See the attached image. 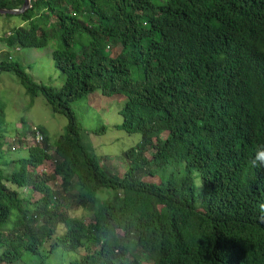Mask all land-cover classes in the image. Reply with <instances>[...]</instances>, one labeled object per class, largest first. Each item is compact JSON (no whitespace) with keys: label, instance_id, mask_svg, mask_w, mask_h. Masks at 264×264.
Instances as JSON below:
<instances>
[{"label":"trees","instance_id":"16d2710c","mask_svg":"<svg viewBox=\"0 0 264 264\" xmlns=\"http://www.w3.org/2000/svg\"><path fill=\"white\" fill-rule=\"evenodd\" d=\"M31 1L0 42L56 43L65 86L9 55L0 76L68 125L54 147L18 133L8 159L0 100V264H264V0ZM95 93L125 97L118 129L143 136L118 157L125 171L86 144L107 129H85L72 105Z\"/></svg>","mask_w":264,"mask_h":264},{"label":"rangeland","instance_id":"374dc122","mask_svg":"<svg viewBox=\"0 0 264 264\" xmlns=\"http://www.w3.org/2000/svg\"><path fill=\"white\" fill-rule=\"evenodd\" d=\"M25 27L19 18H8L0 15V39L11 34L16 28ZM57 45L52 44L43 50H15L8 49L0 42V63L8 60V55L14 62L21 64L33 80L38 84L54 88L58 92L63 90L66 77L56 67L53 59ZM0 100L7 106V133L9 146L17 138L18 133L32 134L40 130L48 135L50 144L54 147L60 136L64 134L68 121L59 114H54L42 97L32 99L19 84L16 76L4 74L0 76ZM127 106L125 97H105L101 93L90 95L86 100H80L72 105L79 122L88 131L98 132L102 127L107 131L103 135L84 133L86 144L93 148L102 158V164L119 173L126 170V165L119 160V156L127 150L138 147L143 142L141 134L131 135L119 130L124 118L122 113ZM34 135V134H33ZM30 138H32L30 136ZM8 151L7 158L10 159ZM22 151L19 157H26ZM171 172V170H170ZM59 259V260H58ZM53 264H67L64 259L58 258ZM25 264H31L26 261Z\"/></svg>","mask_w":264,"mask_h":264},{"label":"water","instance_id":"95a60500","mask_svg":"<svg viewBox=\"0 0 264 264\" xmlns=\"http://www.w3.org/2000/svg\"><path fill=\"white\" fill-rule=\"evenodd\" d=\"M31 9H32V1L25 0V4L21 10L0 9V15H4V16L12 15L13 17H20L26 15Z\"/></svg>","mask_w":264,"mask_h":264},{"label":"clouds","instance_id":"9594fccd","mask_svg":"<svg viewBox=\"0 0 264 264\" xmlns=\"http://www.w3.org/2000/svg\"><path fill=\"white\" fill-rule=\"evenodd\" d=\"M37 131L41 132L40 130H36V132ZM43 136H44V134H43ZM32 142L35 143V138L32 139ZM252 163L254 165H256V164L264 165V150H260V151H257L256 152L255 157H254ZM194 175H196L195 184H196L197 187H200L202 185V180L199 178V175L198 174H194Z\"/></svg>","mask_w":264,"mask_h":264},{"label":"built area","instance_id":"2783aa9c","mask_svg":"<svg viewBox=\"0 0 264 264\" xmlns=\"http://www.w3.org/2000/svg\"><path fill=\"white\" fill-rule=\"evenodd\" d=\"M44 141V136L41 132L37 131L36 132V137H35V143L36 144H42Z\"/></svg>","mask_w":264,"mask_h":264}]
</instances>
